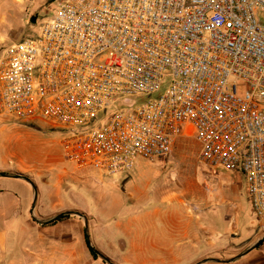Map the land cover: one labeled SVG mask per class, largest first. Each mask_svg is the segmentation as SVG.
<instances>
[{
    "label": "built area",
    "instance_id": "2783aa9c",
    "mask_svg": "<svg viewBox=\"0 0 264 264\" xmlns=\"http://www.w3.org/2000/svg\"><path fill=\"white\" fill-rule=\"evenodd\" d=\"M259 11L264 0H62L38 35L4 48L0 119L52 123L67 162L108 178L191 135L205 173L239 175L263 222Z\"/></svg>",
    "mask_w": 264,
    "mask_h": 264
},
{
    "label": "rangeland",
    "instance_id": "374dc122",
    "mask_svg": "<svg viewBox=\"0 0 264 264\" xmlns=\"http://www.w3.org/2000/svg\"><path fill=\"white\" fill-rule=\"evenodd\" d=\"M61 1L0 0V56L7 46L38 35L42 26L53 17ZM257 18L264 25V11L257 12ZM168 85L169 81L166 80L161 90L152 97H138L136 99L137 105L157 99ZM99 124L95 120L90 124L89 129L98 127ZM61 135L62 130L54 128L52 123L42 118L26 122L1 118L0 160L5 161L7 165L20 167L19 174L31 179L37 185L38 190L40 189V198L37 200L34 210L37 219H47L67 211H77L83 214L88 220L92 246L114 264L119 263L98 248V244L105 246L102 243L103 237H176L181 236L180 227L182 225L185 231L186 229L189 231L188 237H205L199 233L200 224L211 215L222 212L223 209L219 210V208L224 205L223 202H231L230 213L236 212L238 214V222L242 227L243 224L250 222L255 225L259 223L260 226L264 224L252 212L239 175L235 174L237 177H232V179L235 182L239 179V187L242 188V193L235 190L236 195H234L228 185V188L223 186L225 185L223 184L224 176L234 173L221 168L218 169L217 176L222 179L219 181L217 177L214 178L205 173L202 166L197 162L199 147L191 135L178 139L174 144L172 155L163 162L139 160L133 171L129 173H138L136 182L128 189H120V192H116L115 202L112 200L110 191H98L91 184V181H88L87 185L85 184L86 193L81 194L73 191L76 188L69 183L73 181L71 179L75 175L67 168L71 164L63 156L60 144ZM57 157L61 161L55 163L54 167L52 162H50L51 164L47 163ZM77 171L94 172L102 179L107 178L92 169ZM46 176L49 177L47 178L48 184L42 185L38 177ZM87 177L89 180L90 178L93 179V177ZM205 179L208 180L207 184L210 180L212 183L218 182L214 187L207 188L204 185ZM2 181L17 185L12 190L22 195L23 204L26 206L24 237H82L87 249L85 253L89 259L98 264H106L95 254L96 258L91 255L81 218L66 216L53 225H49L50 223L38 225L30 215L32 195L29 193V188H31L29 184L10 179ZM219 183L223 185H219ZM149 201H157L162 205L166 204L174 212L171 217L164 216L153 219L146 222L145 225L141 219L135 227L139 233H132L131 229H134L135 221L119 215L120 205L128 203L131 207H140ZM166 225L169 226L168 230L165 228ZM172 227L173 231L171 230Z\"/></svg>",
    "mask_w": 264,
    "mask_h": 264
},
{
    "label": "crops",
    "instance_id": "0c3cea01",
    "mask_svg": "<svg viewBox=\"0 0 264 264\" xmlns=\"http://www.w3.org/2000/svg\"><path fill=\"white\" fill-rule=\"evenodd\" d=\"M60 161L61 159L57 157L47 163L51 164L50 162H52L54 167L55 163ZM67 168L75 175L71 179L74 182L69 183L71 186H75L76 189L73 191L81 194L86 193L84 188L88 181H91L98 191H110L113 202L116 200V192L132 186L136 182L138 174L134 172L102 179L94 172L77 171L72 164ZM20 170V167L7 165L5 161L0 160V172L19 173ZM87 176L93 177L94 180L91 178L89 180ZM212 177H217L218 181L221 179L217 175ZM232 177H237V175H225V181H223L225 185L222 183L219 185H223L225 188L230 187V191L234 195H236L235 190L242 193L239 179L235 182ZM38 178L42 185L48 184L47 178L49 177ZM5 179L10 178H0V264H98L89 259L85 253L87 249L82 237H24L26 206L23 204L22 195L12 190L17 185L2 181ZM34 180L36 181V178ZM217 182L212 183L210 180L207 184L208 180L205 179L204 185L207 188H212ZM37 191L39 199L40 189L37 188ZM29 193L32 195L31 188H29ZM223 204V206L219 205V210L223 209L222 212L211 215L200 224L199 233L205 237H188L189 231L187 229L185 231L182 225L180 227L181 236L103 237L102 243L105 246L97 243L99 245L97 247L119 264H196L207 258H234L264 236V224L260 226L259 223L255 225L250 222L243 224L242 227L238 222V214L230 213L231 202H223ZM126 205L125 203L120 205L119 215L135 221L134 229H131V232L135 234L139 233L135 227L141 219L145 225L146 222L153 219L164 216L171 217L174 212L166 204L162 205L157 201L146 202L140 207H131L128 203ZM165 228L168 230L169 226L166 225ZM176 228L175 233L177 234ZM171 230H174L173 227ZM228 235L229 237H227ZM232 264H264V242Z\"/></svg>",
    "mask_w": 264,
    "mask_h": 264
},
{
    "label": "water",
    "instance_id": "95a60500",
    "mask_svg": "<svg viewBox=\"0 0 264 264\" xmlns=\"http://www.w3.org/2000/svg\"><path fill=\"white\" fill-rule=\"evenodd\" d=\"M0 178H10V179H15V180H20L23 182H26L27 184H29V186L31 187L32 190V211H31V218L38 224V225H47L49 223H52L62 217H66V216H76L79 217L83 220L84 223V231H85V238L86 241L88 243V246L90 248V250L99 258L101 259L104 263L106 264H114L109 258H107L106 256H104L101 252H99L97 249H95L92 244H91V240H90V235H89V228H88V220L87 217L84 216L83 214L77 212V211H67L64 212L62 214L47 218V219H37L35 217L34 214V210L37 204V200H38V191H37V187L35 185V183L29 179L28 177L19 174V173H2L0 172ZM264 242V236L259 239L258 241H256L251 247H249L248 249H246L245 251H243L242 253H240L239 255H237L234 258L231 259H218V258H207L204 259L196 264H232L235 263L237 261H239L240 259H242L245 255H247L249 252H251L252 250L256 249L257 247H259L262 243Z\"/></svg>",
    "mask_w": 264,
    "mask_h": 264
},
{
    "label": "trees",
    "instance_id": "16d2710c",
    "mask_svg": "<svg viewBox=\"0 0 264 264\" xmlns=\"http://www.w3.org/2000/svg\"><path fill=\"white\" fill-rule=\"evenodd\" d=\"M61 219H64V218H60V219H58V220H61ZM58 220H56V221H54V222H52V223H50L49 225H53L55 222H57ZM90 253H91V255L94 257V258H96V256L94 255V253L90 250Z\"/></svg>",
    "mask_w": 264,
    "mask_h": 264
}]
</instances>
